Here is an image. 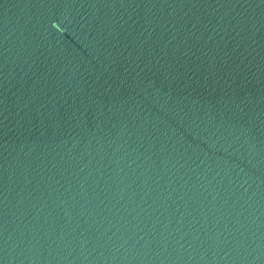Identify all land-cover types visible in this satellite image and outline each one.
Listing matches in <instances>:
<instances>
[{
	"label": "water",
	"instance_id": "water-1",
	"mask_svg": "<svg viewBox=\"0 0 264 264\" xmlns=\"http://www.w3.org/2000/svg\"><path fill=\"white\" fill-rule=\"evenodd\" d=\"M0 264H264V0H0Z\"/></svg>",
	"mask_w": 264,
	"mask_h": 264
}]
</instances>
